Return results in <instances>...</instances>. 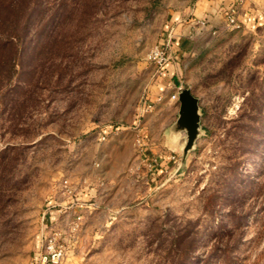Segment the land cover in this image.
<instances>
[{
    "label": "rangeland",
    "instance_id": "374dc122",
    "mask_svg": "<svg viewBox=\"0 0 264 264\" xmlns=\"http://www.w3.org/2000/svg\"><path fill=\"white\" fill-rule=\"evenodd\" d=\"M175 1L39 0L0 88V264L30 263L77 215L63 264H264V0L203 32L161 92L151 55ZM179 87L200 106L186 156ZM85 192L87 220L43 229L51 201Z\"/></svg>",
    "mask_w": 264,
    "mask_h": 264
},
{
    "label": "crops",
    "instance_id": "0c3cea01",
    "mask_svg": "<svg viewBox=\"0 0 264 264\" xmlns=\"http://www.w3.org/2000/svg\"><path fill=\"white\" fill-rule=\"evenodd\" d=\"M252 0H176L175 5L165 15L163 38L159 42L161 46L169 47L167 52L174 54V58L168 57L165 72L157 82L159 91H166L171 85V78L176 74L179 56L185 54L200 38L203 32H211L227 25L228 16L238 13L239 20L245 25L252 23L253 18L245 13L244 7L251 4ZM96 196L95 193H93ZM84 193L79 196L74 205L69 195H63L60 200L51 201L52 210L48 213V219L43 221V229L52 225L62 213L83 214L86 219L88 212L95 210V205L87 203L92 196ZM70 221V220H69ZM69 223V222H68ZM67 223V225H68ZM40 248L35 253L38 256ZM39 251V252H38ZM37 258V257H35Z\"/></svg>",
    "mask_w": 264,
    "mask_h": 264
},
{
    "label": "trees",
    "instance_id": "16d2710c",
    "mask_svg": "<svg viewBox=\"0 0 264 264\" xmlns=\"http://www.w3.org/2000/svg\"><path fill=\"white\" fill-rule=\"evenodd\" d=\"M39 0H0V88L17 72L19 55L31 46L33 14Z\"/></svg>",
    "mask_w": 264,
    "mask_h": 264
},
{
    "label": "built area",
    "instance_id": "2783aa9c",
    "mask_svg": "<svg viewBox=\"0 0 264 264\" xmlns=\"http://www.w3.org/2000/svg\"><path fill=\"white\" fill-rule=\"evenodd\" d=\"M227 28L231 30H236L242 28L236 12L230 14L227 20ZM151 59L156 63L158 68V73L162 76L165 72L166 65L168 63V58L166 56V51L164 46H158L155 50L152 51ZM183 88L179 87L177 91L172 95V99L178 101L179 94ZM103 141L106 140V136L101 137ZM139 144H143V140H138ZM69 194H72V191L69 190ZM83 226V217L77 215L71 220L69 224V233L68 237L63 235L60 231H53L48 235L43 245L42 251L39 253L38 257L32 260L28 264H63L65 260L67 249H68V239L76 236V234L82 229Z\"/></svg>",
    "mask_w": 264,
    "mask_h": 264
},
{
    "label": "water",
    "instance_id": "95a60500",
    "mask_svg": "<svg viewBox=\"0 0 264 264\" xmlns=\"http://www.w3.org/2000/svg\"><path fill=\"white\" fill-rule=\"evenodd\" d=\"M179 116L175 124V131H186L187 141L184 147V156L194 146L200 133V106L199 100L190 89H182L179 94Z\"/></svg>",
    "mask_w": 264,
    "mask_h": 264
}]
</instances>
